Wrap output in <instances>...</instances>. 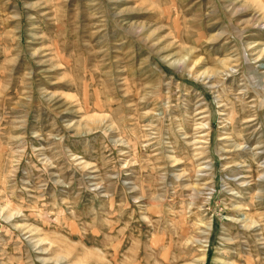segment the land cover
Returning <instances> with one entry per match:
<instances>
[{
  "label": "rangeland",
  "instance_id": "1",
  "mask_svg": "<svg viewBox=\"0 0 264 264\" xmlns=\"http://www.w3.org/2000/svg\"><path fill=\"white\" fill-rule=\"evenodd\" d=\"M0 264H264V0H0Z\"/></svg>",
  "mask_w": 264,
  "mask_h": 264
},
{
  "label": "bare ground",
  "instance_id": "2",
  "mask_svg": "<svg viewBox=\"0 0 264 264\" xmlns=\"http://www.w3.org/2000/svg\"><path fill=\"white\" fill-rule=\"evenodd\" d=\"M184 59H185V58L174 59V60H172V62H171V63H172V64H173V63H177V64H179V63H180V64H181V62H184V61H183ZM180 64H179V65H180Z\"/></svg>",
  "mask_w": 264,
  "mask_h": 264
}]
</instances>
